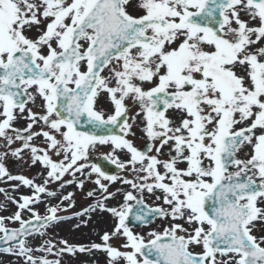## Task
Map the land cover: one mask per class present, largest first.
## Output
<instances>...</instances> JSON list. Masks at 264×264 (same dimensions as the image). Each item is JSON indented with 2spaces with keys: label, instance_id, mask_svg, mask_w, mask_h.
<instances>
[{
  "label": "snow or ice",
  "instance_id": "obj_1",
  "mask_svg": "<svg viewBox=\"0 0 264 264\" xmlns=\"http://www.w3.org/2000/svg\"><path fill=\"white\" fill-rule=\"evenodd\" d=\"M5 178L31 190L0 215L17 264H264V0H0ZM86 182L81 209L49 187ZM72 219L98 242L49 238Z\"/></svg>",
  "mask_w": 264,
  "mask_h": 264
},
{
  "label": "rangeland",
  "instance_id": "obj_2",
  "mask_svg": "<svg viewBox=\"0 0 264 264\" xmlns=\"http://www.w3.org/2000/svg\"><path fill=\"white\" fill-rule=\"evenodd\" d=\"M38 110L39 109H34V111H38ZM20 126L21 127L24 126V122H21ZM135 131H136V136L133 137L132 139H134V141L136 143L141 142V144H144L146 141H145V138H143L144 140H142L140 138V130L136 129ZM36 142L39 143V140ZM103 151L106 152L107 149H103ZM97 155H99V153ZM24 159H25V161H27L28 157L25 156ZM5 164H6V167L9 169V171L12 174L24 175L26 177L33 178L36 180L37 183H41L44 179V177H41L39 175V173L42 171V168L40 165L31 166L30 163H28V162L22 163L19 160H16L15 158L6 159ZM65 179H71V177H65ZM6 181H7L6 178H5V180L0 181V188L3 187L6 189L5 193L3 194L5 197V200L2 203H0V205L5 206V210L1 211L0 215L10 216L15 212L16 207L14 204H12L7 199V196H12V197L18 198L19 194L31 195V190L28 189L27 187H24L25 189L23 187L19 188L18 190L14 189L13 185L17 182L11 183V185H10V184L6 183ZM87 184L88 183H85V186H87ZM49 187L52 190H56L57 192L61 191L63 194H67L68 192H74L75 193V196H74L75 201L77 199V201H76L77 202V209L82 208L83 200H85V197H86V194H85L86 191L84 189L78 190L76 185H68L64 189H59L58 186L55 184L50 185ZM94 188H95V185L92 184V189H94ZM110 190H113V189H110ZM37 208L41 212V214H44L45 208L43 205H38ZM10 226L11 227H18L19 224L15 223V224H11ZM100 227H104V224L103 225L100 224ZM86 228L87 229H84L82 227L80 229H77L76 231L78 232V235H76L75 233H71V234L67 235L66 230H61V232H60L61 234H59V233H56V228H55L54 231H51L49 233V238L52 239L53 242L63 238V239H67L70 243L75 242L76 244H82V243L88 244L91 240L98 242V239L95 236V233L92 230V228L91 227H86ZM73 229H71L70 232H74ZM87 235L91 237V238H88V242H87V237H83V236H87ZM77 236H80V237H77ZM73 239H75V240H73ZM83 255H84V257L89 256L92 260L90 262H83V258H84L83 256H82V259L79 256L74 260L75 256H70L67 254L62 259L64 261V264H107V257L101 252H96L93 255H89L87 253H84ZM5 257L8 258V261L3 262V258H5ZM49 258H54V257L49 256ZM78 258L81 259L80 261L82 263L80 261H78ZM14 259H15V257L8 256L7 254H0V264H13ZM71 260H74V261L71 262Z\"/></svg>",
  "mask_w": 264,
  "mask_h": 264
},
{
  "label": "flooded vegetation",
  "instance_id": "obj_3",
  "mask_svg": "<svg viewBox=\"0 0 264 264\" xmlns=\"http://www.w3.org/2000/svg\"><path fill=\"white\" fill-rule=\"evenodd\" d=\"M137 130H139V129H137ZM140 138H141L142 140H144V139H143V138H144V137H143V133H142L141 131H140ZM134 142H135V141H134ZM135 143H136V142H135ZM145 143H146V142H145ZM145 143L142 144V145H141V143H140V144L136 143V145L139 146V147H141V148H143L144 145H145ZM122 158H123V157H122ZM85 194H86V193H85ZM88 199H89V198L86 196V197H85V201L88 200ZM148 203L151 204L149 201H148Z\"/></svg>",
  "mask_w": 264,
  "mask_h": 264
},
{
  "label": "bare ground",
  "instance_id": "obj_4",
  "mask_svg": "<svg viewBox=\"0 0 264 264\" xmlns=\"http://www.w3.org/2000/svg\"><path fill=\"white\" fill-rule=\"evenodd\" d=\"M6 261H8V258H6V257L3 258V262H6ZM13 262H14L13 264H17V260H16V258L13 260Z\"/></svg>",
  "mask_w": 264,
  "mask_h": 264
}]
</instances>
